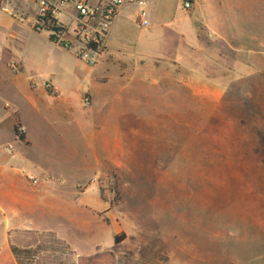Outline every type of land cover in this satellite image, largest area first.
Segmentation results:
<instances>
[{
    "label": "rangeland",
    "instance_id": "374dc122",
    "mask_svg": "<svg viewBox=\"0 0 264 264\" xmlns=\"http://www.w3.org/2000/svg\"><path fill=\"white\" fill-rule=\"evenodd\" d=\"M174 1L180 5L183 0H166V7ZM241 1L246 7L252 1L254 17L243 25L236 19L237 29L259 28L264 38V0ZM4 5L14 9L10 2ZM153 6L154 1L142 6L146 17ZM130 11L132 21L139 7ZM29 19L9 29L25 70L41 78L57 72L67 87L77 83L72 57L44 33L28 30ZM137 31L134 23H124L112 36L130 42ZM200 42L206 54L214 55L211 40ZM208 54L199 62L213 71ZM180 75L175 68L167 76L169 92L120 93L115 101L119 130L90 125L89 137L100 153L103 146L120 144L119 160L116 154L114 162L100 155L95 162L90 156V168L76 164L80 177H44L41 183L70 187L56 194L59 206L50 227L24 230V246L37 239L46 244L24 254L22 264H89L107 253L113 264H264V164L253 153L258 134L264 135V74L242 87L234 84L228 93H191ZM81 102L90 107L87 94ZM32 126L29 136L36 140L57 136L54 129L40 132ZM69 132L79 136L67 129L65 137Z\"/></svg>",
    "mask_w": 264,
    "mask_h": 264
},
{
    "label": "crops",
    "instance_id": "0c3cea01",
    "mask_svg": "<svg viewBox=\"0 0 264 264\" xmlns=\"http://www.w3.org/2000/svg\"><path fill=\"white\" fill-rule=\"evenodd\" d=\"M151 1L154 6L147 17V27L138 24V16L129 19L132 6L121 8L110 28L106 50L95 66L65 51L78 67H74L72 76L78 82L72 80L68 87L57 72L41 78L25 70L23 56L13 45L15 35L9 30L20 26V22L0 11V264H18L10 246L28 249L38 243L37 239L32 246H24V230L50 227L59 206L56 194L70 187L32 183L28 177H80L81 166L76 164L84 162V168H90V156L95 162L98 155L114 162L116 154L119 160L120 144L103 146L112 158L100 153V145L89 137V127L97 122L104 130L120 129V111L115 107L120 93H152L154 88L169 92L167 76L175 68L191 93H228L234 84L258 81L259 74H264V38L259 37L262 31L237 29L236 19L243 25L254 17V11H250L252 1L246 0L250 2L246 7L240 0H190V7L184 8L179 0L180 5L174 1L169 9L166 0H146L145 6ZM17 12L25 13L22 8ZM124 23H134L138 28L136 38L130 42L112 36ZM202 37L215 46L214 55L207 53L213 57V71L199 62L207 58ZM250 41L255 43L250 46ZM12 61L18 64V70L10 69ZM45 80L55 86L57 95L46 93L42 86ZM201 82L205 84L200 86ZM84 94L90 98L89 108L82 105ZM17 124L24 128L23 140L15 139L13 127ZM31 126L40 132L54 129L57 136L36 140L29 136ZM67 129L78 131L79 136L72 138L69 132L65 137ZM13 140L14 151L6 153L4 145ZM65 171H69L68 176L63 174ZM61 217L65 218V214L61 213Z\"/></svg>",
    "mask_w": 264,
    "mask_h": 264
},
{
    "label": "built area",
    "instance_id": "2783aa9c",
    "mask_svg": "<svg viewBox=\"0 0 264 264\" xmlns=\"http://www.w3.org/2000/svg\"><path fill=\"white\" fill-rule=\"evenodd\" d=\"M13 4L14 9L4 5ZM184 8L190 7V0L182 1ZM144 0H0V11L11 18L25 21V13L32 19L28 20V28L36 33H44L55 47L71 53L75 58L88 66H95L106 50V38L119 11L125 6L139 7L138 24L149 25L145 16ZM23 9L25 13L17 12ZM27 21V20H26ZM12 70H18V64L9 63ZM49 95L58 94L55 86L48 80L42 84ZM88 105V98L82 100ZM18 134H23L24 128L16 126ZM18 139L17 135H14ZM6 153L14 151V145L9 142L3 147ZM32 183L41 182L44 178L28 177Z\"/></svg>",
    "mask_w": 264,
    "mask_h": 264
},
{
    "label": "trees",
    "instance_id": "16d2710c",
    "mask_svg": "<svg viewBox=\"0 0 264 264\" xmlns=\"http://www.w3.org/2000/svg\"><path fill=\"white\" fill-rule=\"evenodd\" d=\"M17 125L13 127V133L14 135H17L19 140H23V134L17 133V130H16ZM253 153L260 159L261 163L264 164V135L258 134L257 141L253 147ZM43 236H46V235L43 234ZM48 236H53V234L49 232ZM43 244L45 245L46 243L45 242L43 243V240H39L38 243L32 249L31 248L20 249L13 245L10 246V249H11V252L16 262H18V264H22L21 260L23 259L22 257H24V254H28L30 252L34 253L35 251L41 249ZM89 264H113V257L109 253L101 254L100 257L90 259Z\"/></svg>",
    "mask_w": 264,
    "mask_h": 264
}]
</instances>
